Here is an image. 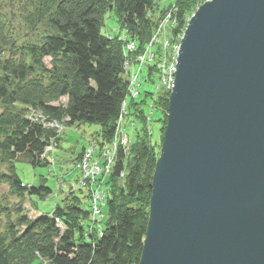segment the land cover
Listing matches in <instances>:
<instances>
[{
  "label": "trees",
  "instance_id": "trees-1",
  "mask_svg": "<svg viewBox=\"0 0 264 264\" xmlns=\"http://www.w3.org/2000/svg\"><path fill=\"white\" fill-rule=\"evenodd\" d=\"M16 2H22L21 19L30 38L18 44L21 37L10 31L11 24L0 14V188L5 189L0 190V264H138L169 93L154 101L145 90L142 100L130 101L129 111L131 116L138 114L141 129L132 136L127 154L118 150L107 177L106 213L99 231L90 232V211L82 207L86 200L90 209V195L83 190L60 191L62 199L51 213L28 217L25 202L45 201L53 191L44 178L36 187L24 185L15 165L21 161L34 168L48 167L41 155L55 138L53 131L26 118L28 107L67 128L98 126L95 139L100 150L113 141L128 87L122 39L126 36L127 42L135 43L132 56L142 54L169 5L162 8L158 0ZM196 3L174 0V35H183ZM110 20L116 27L103 32ZM153 73L144 76L148 85L155 83ZM148 99L162 114L157 142L148 135V117L141 109ZM60 142L59 137L55 149Z\"/></svg>",
  "mask_w": 264,
  "mask_h": 264
},
{
  "label": "water",
  "instance_id": "water-1",
  "mask_svg": "<svg viewBox=\"0 0 264 264\" xmlns=\"http://www.w3.org/2000/svg\"><path fill=\"white\" fill-rule=\"evenodd\" d=\"M138 264H264V0H209L180 40Z\"/></svg>",
  "mask_w": 264,
  "mask_h": 264
},
{
  "label": "built area",
  "instance_id": "built-area-1",
  "mask_svg": "<svg viewBox=\"0 0 264 264\" xmlns=\"http://www.w3.org/2000/svg\"><path fill=\"white\" fill-rule=\"evenodd\" d=\"M200 4L201 2L196 5L194 12L198 9ZM167 10V13L165 12L163 19L160 21L151 42L146 47L147 49L142 54L136 56L137 58L132 59V54L136 50L135 43L132 41L127 42L126 36L123 37L122 40L125 41V46L123 47L122 52L124 58L123 76L128 82V87L126 97L122 103L121 111L117 119L114 139L103 150H99V159L97 161L94 160H96V147H98V141L96 139L91 141L86 151H84L85 153L82 155V159L78 162L77 166H75V170H79L80 172V177L77 181V187L71 186L70 188H82L86 185V183L90 185V232L94 229L99 231L101 223L105 217L103 208L105 207L107 190L104 189V180L112 171L113 164L117 158L118 150L121 148L124 154L129 152L131 136L128 134V131L133 133L136 121L139 120L137 117L138 114L131 116L129 105L130 101H135L136 98L140 96V86L143 82H145L144 72L142 74V69L145 70L144 65L146 64L145 66H147V64L154 63L157 69V72L153 73V75L156 76L153 89L149 90L152 94L151 98H155L159 92L170 94L172 91L175 78L174 72L176 70L182 35H176L173 37V33H167L164 36V43H161L160 39L162 35L160 36V33L168 27L166 25H169V30L172 31L176 26L175 15L177 10L174 6ZM188 21L189 19L187 20V23ZM159 43H161V51L159 54L154 55L151 50L155 44ZM147 53L151 55V57L147 60L148 63L144 59ZM133 60L134 65L130 68V61L133 62ZM153 100L155 101V99ZM150 109H154L152 102ZM150 115L146 121L148 135L152 134L149 127ZM26 118L32 123L41 125L46 130L53 131L55 134V138L52 139V141L45 147L44 153L41 155V159L47 161L49 171L54 166L53 156L55 147L57 146L56 140L64 133L66 126L62 122L50 119L48 116L33 107H29L27 109ZM91 160L92 163L90 162ZM91 164H93L92 167L90 166ZM96 177H99L100 180L96 179ZM120 178H123V174H121ZM62 188L65 189L66 186L63 185ZM61 191L63 192V190ZM43 264L46 263L43 262Z\"/></svg>",
  "mask_w": 264,
  "mask_h": 264
},
{
  "label": "rangeland",
  "instance_id": "rangeland-1",
  "mask_svg": "<svg viewBox=\"0 0 264 264\" xmlns=\"http://www.w3.org/2000/svg\"><path fill=\"white\" fill-rule=\"evenodd\" d=\"M206 0H197L196 4H199L201 2L204 3ZM160 7H165L167 5V8L169 9L171 6H174V0H158ZM22 3V2H21ZM21 3L16 2V0H0V14L4 17V20L6 23L11 24L10 31L19 35L21 37L18 44H25L30 38V33L27 31V29L24 27L23 20L21 19ZM200 4V5H201ZM199 5V6H200ZM176 9V8H175ZM168 11V10H167ZM167 11H165L167 13ZM177 21V19H176ZM173 22V20H172ZM171 22V24H172ZM164 31H161L160 36L162 35L160 41L163 44L164 43V36L165 34H171L173 33L172 30H169V25ZM116 27V23H114L113 20L107 21L106 27L103 29V32H110ZM157 30V29H156ZM185 31V30H184ZM174 35L173 37H175ZM161 43L155 44L152 48V53L154 55L159 54L161 51ZM147 49V48H146ZM145 49V50H146ZM145 52V51H144ZM135 54V53H134ZM151 57L149 53L146 54V57L144 58L145 61ZM137 58L135 55L132 56V59ZM148 63V62H147ZM134 65L133 62L130 61V68ZM146 65V64H145ZM145 70L142 69V74L144 72V76L151 72H157V69L152 64H147L145 66ZM143 67V68H144ZM153 84L148 85L146 82H143L140 86V96L136 98L135 101L142 100V94L145 90L149 91L153 89ZM151 93V92H150ZM161 93L159 92L155 98ZM152 95V94H151ZM62 103L65 102V99L61 100ZM150 99H148L145 103V105L142 106V110L145 113L146 117L150 115V121H149V127L152 132L151 138L152 142L159 141L160 138V129H161V123L159 120L162 118V114L158 112L157 109H155V105L153 104V110L150 109L151 103ZM141 124L136 121L135 130L133 133L128 131V134L131 136L134 135V133L137 131H140ZM99 131V127L95 125H87V124H74L70 127H66L64 130L62 142L60 144V148L55 149L54 151V166L48 171V167H32L30 164L18 161L16 162V172L19 176L21 182L24 185L27 186H38L39 183H41V178H44L46 180L45 185L48 188H51L53 193L52 195L45 201H38V212L39 214L47 215L52 212L54 206L56 203H59L62 199L61 196H58L60 194V191L63 190L65 193H78V190H83L85 193L90 191V185L86 183V185L82 188H70L71 186H76L77 181L80 177L79 170H75V166H77L79 161H75L76 156L81 152L82 148H84V151H86L87 147L89 146V143L91 141H94L96 138V133ZM130 147V146H129ZM99 144L98 147H96V160L99 159ZM85 152H83L84 154ZM82 154V155H83ZM92 163V160L90 161ZM91 167L93 164L90 165ZM82 173V172H81ZM111 173V172H110ZM108 177V176H107ZM105 178L104 180V189L108 190L109 185L107 184L108 178ZM96 179H99V177H96ZM100 180V179H99ZM107 184V185H106ZM63 185L66 186L65 189H63ZM97 186V184H96ZM77 187V186H76ZM94 188V187H92ZM1 191H5V189L0 188ZM30 206L29 202L26 201L24 204L25 212H27L29 216H35L33 213V208ZM82 207L85 210H89V203L86 200H83ZM103 213H106V206L103 208ZM28 216V217H29ZM89 224V223H88Z\"/></svg>",
  "mask_w": 264,
  "mask_h": 264
},
{
  "label": "crops",
  "instance_id": "crops-1",
  "mask_svg": "<svg viewBox=\"0 0 264 264\" xmlns=\"http://www.w3.org/2000/svg\"><path fill=\"white\" fill-rule=\"evenodd\" d=\"M62 138H63V137H62ZM61 142H62V139H61ZM61 142H60V144H61ZM59 148H60V145H59ZM84 148H85V147L82 148V150H81L80 153H83ZM80 153H79V154H80ZM79 154H78V155H79ZM78 155H77V156H78ZM77 156H76V158H77ZM76 158H75V159H76ZM31 201L34 202V201H36V200H35V199H32V200H30V202H29L30 206H32L31 209L33 208V212H34L33 214L35 215V216H32V219H35V218L39 217L41 214H39V212H38V211H39V210H38V205L35 204V203H34V205L31 204ZM28 216H29V215H28ZM29 217L31 218V216H29Z\"/></svg>",
  "mask_w": 264,
  "mask_h": 264
}]
</instances>
